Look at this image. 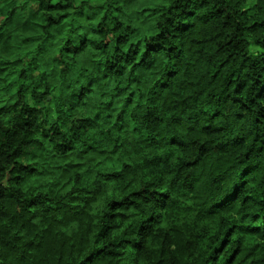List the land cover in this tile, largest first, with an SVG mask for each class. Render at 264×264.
I'll use <instances>...</instances> for the list:
<instances>
[{
	"label": "trees",
	"instance_id": "obj_1",
	"mask_svg": "<svg viewBox=\"0 0 264 264\" xmlns=\"http://www.w3.org/2000/svg\"><path fill=\"white\" fill-rule=\"evenodd\" d=\"M249 1L0 0V264H264Z\"/></svg>",
	"mask_w": 264,
	"mask_h": 264
},
{
	"label": "rangeland",
	"instance_id": "obj_2",
	"mask_svg": "<svg viewBox=\"0 0 264 264\" xmlns=\"http://www.w3.org/2000/svg\"><path fill=\"white\" fill-rule=\"evenodd\" d=\"M79 1H80V2H81V1H88V2H91V3H93V4H99V3H102V2H103V0H79ZM254 3H255L254 0H250V1L248 2L247 8H248V9H252ZM250 12H251V10H250Z\"/></svg>",
	"mask_w": 264,
	"mask_h": 264
}]
</instances>
